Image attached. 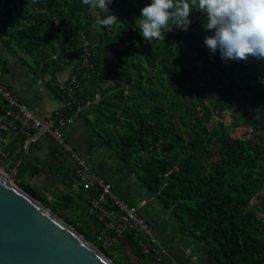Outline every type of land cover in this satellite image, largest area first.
Here are the masks:
<instances>
[{
    "label": "trees",
    "instance_id": "16d2710c",
    "mask_svg": "<svg viewBox=\"0 0 264 264\" xmlns=\"http://www.w3.org/2000/svg\"><path fill=\"white\" fill-rule=\"evenodd\" d=\"M149 2L112 0L117 19L100 27L99 42H89L87 56L76 43L89 37L98 9L82 0H0V43L9 56H27L30 62L18 61L34 74L50 76L47 85L61 103L56 77L71 69L79 86L63 114L83 108L79 114L89 132L171 211L179 236L203 244L210 263L264 264V60L224 62L218 51L210 53L199 11L190 16L188 31L173 28L164 38L145 41L136 28ZM8 61H0V76ZM84 83L91 89L81 90ZM3 106L0 100V112ZM8 156L5 170H16L15 184L116 264H132L120 239L144 264H171L142 254L140 245L148 241L136 230L116 237L89 214L100 189L38 187L29 178L41 172L27 160L19 138ZM55 179L69 187L75 170L62 163ZM102 234L111 238L110 247L97 241Z\"/></svg>",
    "mask_w": 264,
    "mask_h": 264
},
{
    "label": "crops",
    "instance_id": "0c3cea01",
    "mask_svg": "<svg viewBox=\"0 0 264 264\" xmlns=\"http://www.w3.org/2000/svg\"><path fill=\"white\" fill-rule=\"evenodd\" d=\"M90 31L88 40L83 37L77 41V51L81 50L85 40L92 44L99 42L103 32L100 26L94 22ZM70 46H74L73 39L70 40ZM5 58L9 59L7 73L1 76V81L34 116L45 119L48 114L61 110V100L47 85L50 76L41 78L34 74L18 59L7 55L0 43V61ZM70 76L71 69L65 67L57 74L56 81L66 83ZM89 89L90 85H81V90ZM61 131L75 152L87 161L98 176L111 185L113 193L138 208L139 214L151 225L154 238L171 256L181 264H212L208 261L203 244H196L194 239L178 235V223L171 211L165 209L124 164L89 132L82 114L74 117L72 124L64 126ZM25 155L41 172L37 176H30L31 182L43 189L53 187L52 191H60L59 186L62 184L54 180L56 167L62 163L66 167L71 166V160L62 148L52 139L44 138ZM53 181L55 184H52Z\"/></svg>",
    "mask_w": 264,
    "mask_h": 264
},
{
    "label": "built area",
    "instance_id": "2783aa9c",
    "mask_svg": "<svg viewBox=\"0 0 264 264\" xmlns=\"http://www.w3.org/2000/svg\"><path fill=\"white\" fill-rule=\"evenodd\" d=\"M89 42H83V51L89 56L86 48ZM86 61V58H85ZM56 87V83H53ZM79 86L75 76H70L69 81L59 83L58 87L62 95V108L71 107L70 100L73 99L75 90ZM0 100L4 103L2 112H0V168L5 170L6 163L9 159L8 149L13 145L15 138L23 142V150L28 154L29 150L36 146L43 138L48 137L58 144L63 152L71 160V167L75 170L76 179L69 187L60 188L62 192H77L81 188L87 190L90 188L100 189V193L91 201L89 214L98 221L102 222L104 229L113 233L116 237H121L127 230H136L140 236L147 239L148 244H141L142 254H156L158 261L168 260L171 264H180L176 261L154 238L153 231L149 222L143 218L137 207L130 206L127 202L116 196L110 184L105 183L91 169L86 160L81 159L75 152L72 145L68 143L61 131V128L71 125L74 116L79 114L83 108H78L74 116H66L62 110L52 112L45 119H39L11 92L4 83L1 82L0 76ZM100 101V95H95L94 104ZM90 102L84 105L88 107ZM48 201L54 198L49 193L45 194ZM97 241L103 247H110L111 238L108 235H98Z\"/></svg>",
    "mask_w": 264,
    "mask_h": 264
},
{
    "label": "clouds",
    "instance_id": "9594fccd",
    "mask_svg": "<svg viewBox=\"0 0 264 264\" xmlns=\"http://www.w3.org/2000/svg\"><path fill=\"white\" fill-rule=\"evenodd\" d=\"M111 3L112 0H82L83 5L99 10L95 24L101 28L111 26L117 19L109 8ZM196 11L203 15L202 28L210 33L203 40L210 53L218 51L224 62H239L250 56L264 60V0H150L140 9L136 29L151 43L164 38V33L173 28L188 31L190 16Z\"/></svg>",
    "mask_w": 264,
    "mask_h": 264
},
{
    "label": "water",
    "instance_id": "95a60500",
    "mask_svg": "<svg viewBox=\"0 0 264 264\" xmlns=\"http://www.w3.org/2000/svg\"><path fill=\"white\" fill-rule=\"evenodd\" d=\"M0 173V264H116L73 227ZM119 242L132 264H144Z\"/></svg>",
    "mask_w": 264,
    "mask_h": 264
},
{
    "label": "rangeland",
    "instance_id": "374dc122",
    "mask_svg": "<svg viewBox=\"0 0 264 264\" xmlns=\"http://www.w3.org/2000/svg\"><path fill=\"white\" fill-rule=\"evenodd\" d=\"M82 48H83V44H82ZM82 48H81V50H82ZM11 56V55H10ZM17 56H18V58H24V60L27 58V61H29V59H28V57L27 56H23L21 53H17ZM12 57V56H11ZM13 58H15V57H13ZM18 58H15V59H18ZM30 62V61H29ZM26 66V65H25ZM27 67V66H26ZM28 69H29V67H27ZM242 112H245V110L243 109V111ZM45 138H48V137H45ZM44 139V138H43ZM80 156V155H79ZM80 158L81 159H84L83 157H81L80 156ZM85 160V159H84ZM0 173H2L3 175H5L7 178H10L11 177V172H7V173H5L4 171H2V169L0 168ZM60 188H65V185H61V186H59ZM61 191V190H60ZM78 192V191H77ZM195 243L196 244H198L199 242H197V241H195ZM195 251V250H194Z\"/></svg>",
    "mask_w": 264,
    "mask_h": 264
}]
</instances>
